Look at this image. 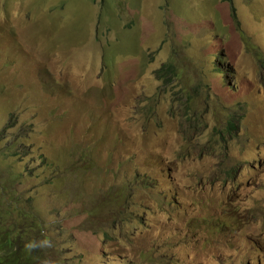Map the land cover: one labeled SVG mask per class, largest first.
<instances>
[{
  "label": "rangeland",
  "instance_id": "rangeland-1",
  "mask_svg": "<svg viewBox=\"0 0 264 264\" xmlns=\"http://www.w3.org/2000/svg\"><path fill=\"white\" fill-rule=\"evenodd\" d=\"M235 169L233 192L221 177ZM189 188L196 204L179 210ZM226 196L256 209L250 230ZM0 199L1 228L39 264L242 258L264 233V0H0ZM101 202L114 215L85 210Z\"/></svg>",
  "mask_w": 264,
  "mask_h": 264
},
{
  "label": "clouds",
  "instance_id": "clouds-1",
  "mask_svg": "<svg viewBox=\"0 0 264 264\" xmlns=\"http://www.w3.org/2000/svg\"><path fill=\"white\" fill-rule=\"evenodd\" d=\"M220 51V50H219ZM220 63L224 62V59H220L219 61ZM217 71L220 73V76L224 79H229L230 80V75L228 74V72L222 68V69H217ZM210 75V82H207L209 84L212 85V82L214 81V77L213 75ZM216 75V74H215ZM235 83L233 82L232 86L235 87ZM233 124V123H232ZM236 128V126H235ZM234 130V129H233ZM231 130V131H233ZM231 131L229 133H231ZM212 146H209L207 141H203L201 143V148L199 151V156H204L205 152H207ZM37 157L39 158L40 162L43 163V161L46 163L47 162V157H44L42 154L37 152ZM49 160V159H48ZM51 160H49V163L52 164ZM44 165V164H43ZM46 166V165H45ZM52 166V165H51ZM237 173V169L235 170H231L225 173H223L224 175L221 177V179L229 177L231 179H235V183L232 185L233 187V192H235L237 190V184H236V176L235 174ZM128 175H132L136 177V173H128ZM220 179V180H221ZM143 182L145 183V186L147 187V189H149V191H153L156 192L155 189V183L154 181L150 182V180L148 179H143ZM224 182H222L221 187H224ZM177 190V189H176ZM188 190L191 191V194L187 196L188 200L183 201L180 205L178 204L177 200L176 203L178 204V208L179 210H183V211H191L194 207L195 203V198L192 194V189L189 188ZM178 191V195H177V199L179 198V196H182V193ZM224 203L226 204V206L231 207L234 210V214H235V222L244 230H250L251 228H249L248 226L251 223H256V219H257V211L254 207H248L245 206L241 203H235L234 200H231V196H226L225 198H223ZM175 203H172L171 206H173ZM240 216L242 217V220L240 219ZM242 222L244 224H242ZM264 224V223H263ZM6 225V224H4ZM3 225V227H4ZM102 237V236H101ZM101 237H99L101 239ZM18 245V244H17ZM217 247L214 248V250H216ZM219 248V247H218ZM221 253L220 255H212V257H217V258H221L223 260H227L226 264H264V233H260L259 235H252L249 239L248 242V246L246 249H242V258L238 257V256H226V254H230V251H224L223 249H221ZM113 259L115 260L114 256Z\"/></svg>",
  "mask_w": 264,
  "mask_h": 264
},
{
  "label": "trees",
  "instance_id": "trees-1",
  "mask_svg": "<svg viewBox=\"0 0 264 264\" xmlns=\"http://www.w3.org/2000/svg\"><path fill=\"white\" fill-rule=\"evenodd\" d=\"M158 76L161 79H164V80L167 79L166 81H170L171 82L173 77L176 78L177 72H176V69L174 68L173 64L167 63L166 65L162 66V68L158 71ZM190 114L185 115L182 119H184V121L190 122L191 121L190 120ZM193 127H194V129L196 131L198 130L197 127H195V125H193ZM226 128L230 132L231 130L235 129V126L232 124V122H229L226 125ZM227 129H226V131H227ZM214 138H215V129L213 128L212 129V137H210L209 140L207 141L209 146L213 145ZM161 158L164 159V157H161ZM176 158L180 160L182 158V154H180L179 156H176ZM43 164L46 165V166H51L50 163H49V160H47L46 163L43 161ZM136 177H137V174H136ZM140 178L142 180L145 179L144 176H140ZM2 187L5 189L7 187V185L6 184H2ZM109 190L112 191L111 188ZM103 194H104V192H103ZM177 195H178V191L175 189L171 194L164 195L165 197L163 196V198L168 203V205H171L172 203H176L175 200H177V198H176ZM104 196H106V195H104ZM124 198H125V200H128V199L134 198V197L130 196V197H124ZM0 201H2V199H0ZM16 203L19 204V201H17ZM100 208H104L105 209L104 214H105L106 217L114 215L113 209H111L110 206H108L104 202L99 203V205L97 207H95V208H90V209H85V210H89L93 214H96V212L97 213H101V209ZM23 222H24V224L26 226L25 229H26V231L28 233L36 234V237L38 238V240L42 238V235L40 233L41 227H40L38 221L35 218L28 217ZM3 230H4V232H3ZM107 237H109V235H108V233H105V234H103V236L101 238L103 240H106ZM0 241H1L0 242V254L1 253H6L8 250H11L13 252L12 254H14L15 256L18 257L17 264H35V262H37L39 264V263L42 262V258L39 257L38 254L36 256H34V255H32V253H27V250H28L27 245H16V234H14L12 232V229L7 227V225H4V227L1 228V224H0ZM17 247H20V248H17ZM22 247H24V248H22ZM32 252L36 253L37 250L35 249ZM23 257H25L26 259L23 260L22 259ZM34 259H35V262H34ZM141 264H147V262L144 261Z\"/></svg>",
  "mask_w": 264,
  "mask_h": 264
}]
</instances>
